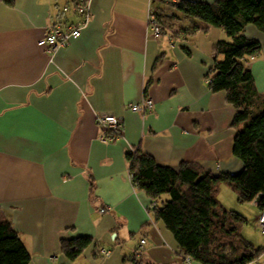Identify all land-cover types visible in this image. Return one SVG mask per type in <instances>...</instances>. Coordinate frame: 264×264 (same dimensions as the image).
<instances>
[{
	"label": "crops",
	"instance_id": "obj_1",
	"mask_svg": "<svg viewBox=\"0 0 264 264\" xmlns=\"http://www.w3.org/2000/svg\"><path fill=\"white\" fill-rule=\"evenodd\" d=\"M87 3L91 17L81 36L51 54L38 41L52 24L81 20L75 1L0 0V212L29 250L30 264H129L124 243L139 231L149 241L133 264H186L163 221L149 225L151 199L133 185L127 153L139 149L172 167L194 162L204 173L243 169L233 148L246 122L233 126L238 110L225 91L211 92L205 77L216 44L229 37L183 16L170 0ZM150 10L165 26L161 39L151 32ZM184 21L198 27L192 36L210 38H188L189 28L179 27ZM245 34L263 46L250 67L264 94V33L247 25ZM145 95L154 100L152 112L127 108ZM98 114L122 116L123 137L103 141ZM250 205L254 230L242 234L263 250L255 264H264L260 210ZM81 235L93 242L69 260L61 240Z\"/></svg>",
	"mask_w": 264,
	"mask_h": 264
},
{
	"label": "trees",
	"instance_id": "obj_2",
	"mask_svg": "<svg viewBox=\"0 0 264 264\" xmlns=\"http://www.w3.org/2000/svg\"><path fill=\"white\" fill-rule=\"evenodd\" d=\"M170 1L183 16L222 28L229 37L216 44L213 65L205 77L210 91H225L228 102L238 110L233 126L246 122L238 129L233 148L243 169L237 173H204L198 164L188 161L172 167L159 164L154 156L137 149L127 153L133 185L151 199L149 212L171 231L180 256L200 264H249L263 250L242 234L247 218L225 207L219 194L222 185H228L241 203L256 202L259 210L264 208V94L258 91L250 67L263 46L260 40L245 34L247 25L264 33V0ZM6 2L12 4L13 0ZM197 29L192 26L190 30ZM165 194L169 198L162 200ZM92 242L88 235L64 238L61 252L75 260ZM30 261L23 240L0 212V264Z\"/></svg>",
	"mask_w": 264,
	"mask_h": 264
},
{
	"label": "built area",
	"instance_id": "obj_3",
	"mask_svg": "<svg viewBox=\"0 0 264 264\" xmlns=\"http://www.w3.org/2000/svg\"><path fill=\"white\" fill-rule=\"evenodd\" d=\"M172 1L176 2L179 0ZM75 9L81 17V20L78 23L63 24L61 22H57L52 24L47 29L46 35L38 41V45L45 48L49 53L54 54L61 48L67 47L74 39L79 38L82 34V30L90 20L91 10L87 0H77L75 3ZM148 23L153 36L157 39L163 38V27L153 10H150L149 12ZM170 42L173 43L174 41L171 39ZM154 104L153 98L145 95L139 102L129 103L127 108L133 112L145 114L153 111ZM97 124L101 130L100 138L103 141H110L115 138L123 137L125 121L122 116L115 114H98ZM135 150L136 149L132 151ZM109 209V207H103L100 211L105 212ZM256 226L257 230L264 236V208L259 211L256 220ZM146 242L147 241L145 238L140 239L139 244L134 249L133 258L137 259L142 255L145 250ZM100 251L104 256H108L111 252L106 248H101ZM183 259L186 264H191L192 262L189 257L184 256ZM257 260L258 259L252 261L249 264H255Z\"/></svg>",
	"mask_w": 264,
	"mask_h": 264
},
{
	"label": "rangeland",
	"instance_id": "obj_4",
	"mask_svg": "<svg viewBox=\"0 0 264 264\" xmlns=\"http://www.w3.org/2000/svg\"><path fill=\"white\" fill-rule=\"evenodd\" d=\"M159 21H160V23H161V25L163 27L162 30H163V33H164V31L166 30L165 29V26L163 25V23H162L161 20H159ZM183 26L189 28V33L188 34H190V35L188 36V38H210V36L208 37L204 33H202L199 36H192L193 33H194L192 30L190 31V29L192 28V26L190 24L188 25V23L186 21L180 23V26L179 27L182 28ZM179 27H177V28L179 29ZM165 38H169L168 35ZM179 38H185V37L181 36ZM223 186L224 187L221 189V191L223 193L220 192L219 197L220 198H224L223 199V202L227 205L228 209L237 211L238 213L244 215L247 218V222L244 224L243 228H246V227L249 226V227H251L254 230V224H253V222L251 223L253 217L251 218L250 221H248V219H250V217L252 215H255L256 209H252L250 203H241L240 202L238 204V196H237V194L228 185H223ZM168 198H169V195L168 194H165L163 196L162 200H166ZM162 200L159 201V204H162ZM234 206H237L238 208H234ZM238 209H240V210H238ZM244 210H245V213L246 214H243V213L239 212V211H242L243 212ZM254 210H255V212H254ZM152 218H153V220H151L152 222H150V224H149L150 226H153V223H156V219H155V217H154L153 214H152ZM158 221L159 222H162L161 220H158ZM258 234H260L261 236H263L260 232ZM140 238H145V239H147L149 241V237L146 234H144V232H140L139 231L133 237H131V238L129 237L128 240H127V242L124 243L125 251H126V253L128 255V259L126 260V263H129V264L132 263V262L133 263H136V261H134L132 259L130 261L129 257L131 255V253H130L131 250L136 246V244L138 243V241L140 240ZM111 248L113 249V247H111Z\"/></svg>",
	"mask_w": 264,
	"mask_h": 264
}]
</instances>
